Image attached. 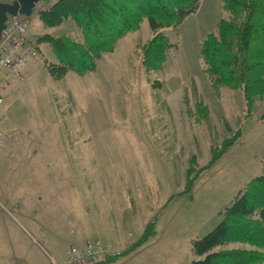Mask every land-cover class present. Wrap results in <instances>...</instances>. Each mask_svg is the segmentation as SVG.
Masks as SVG:
<instances>
[{
  "label": "rangeland",
  "instance_id": "374dc122",
  "mask_svg": "<svg viewBox=\"0 0 264 264\" xmlns=\"http://www.w3.org/2000/svg\"><path fill=\"white\" fill-rule=\"evenodd\" d=\"M57 1L39 0L20 16L24 52L33 55L0 92V264L62 263L88 240L109 253L87 264L112 256L119 258L104 264H191L193 240L264 174V97L248 112L242 91L217 93L204 71L202 42L227 16L222 0H202L178 28L163 30L174 46L159 71L143 66L153 36L144 22L95 72L55 80L46 67L55 57L39 38L82 39L72 20L49 27L40 18ZM193 166L199 172L190 177ZM152 220L157 235L124 256Z\"/></svg>",
  "mask_w": 264,
  "mask_h": 264
},
{
  "label": "trees",
  "instance_id": "16d2710c",
  "mask_svg": "<svg viewBox=\"0 0 264 264\" xmlns=\"http://www.w3.org/2000/svg\"><path fill=\"white\" fill-rule=\"evenodd\" d=\"M201 3L202 0H59L42 11L40 18L49 27L72 20L82 39L68 34L41 36L39 41L47 44L55 57V61L46 63L48 73L61 80L69 73L95 72L99 59L113 53L120 41L144 22L149 24L153 36L143 48V66L147 71H159L174 46L163 30L178 28L199 10ZM222 9L227 16L220 19L215 31L202 42L204 71L217 93L223 87L242 91L247 111L253 112L257 100L264 97V0H222ZM199 108L201 113L207 111L205 106ZM241 135L242 131L237 130L226 139L210 166ZM196 168L191 167L190 177L192 172H199ZM196 179L187 181L188 188H192ZM221 215L214 229L193 240V253L198 258L191 264H263L264 174L248 182ZM156 235L152 220L123 255L133 253ZM231 244L245 246L225 248ZM118 258L108 257L99 264Z\"/></svg>",
  "mask_w": 264,
  "mask_h": 264
},
{
  "label": "built area",
  "instance_id": "2783aa9c",
  "mask_svg": "<svg viewBox=\"0 0 264 264\" xmlns=\"http://www.w3.org/2000/svg\"><path fill=\"white\" fill-rule=\"evenodd\" d=\"M26 33V24L20 16H10L0 39V74L3 70L9 71L5 76L6 79H0V92L10 83V76H21L20 72L29 54L24 52ZM31 54L33 55V52ZM0 99L2 100L1 96ZM108 253L107 247L101 240H88L83 246H72L65 261L55 264H85L93 260L97 261Z\"/></svg>",
  "mask_w": 264,
  "mask_h": 264
},
{
  "label": "water",
  "instance_id": "95a60500",
  "mask_svg": "<svg viewBox=\"0 0 264 264\" xmlns=\"http://www.w3.org/2000/svg\"><path fill=\"white\" fill-rule=\"evenodd\" d=\"M39 0H14L13 2L0 1V39L10 16H30Z\"/></svg>",
  "mask_w": 264,
  "mask_h": 264
},
{
  "label": "crops",
  "instance_id": "0c3cea01",
  "mask_svg": "<svg viewBox=\"0 0 264 264\" xmlns=\"http://www.w3.org/2000/svg\"><path fill=\"white\" fill-rule=\"evenodd\" d=\"M0 79H1V77H0ZM20 175H23L22 173L20 174ZM45 196H46V188H44V190H43V198H44V202H45ZM88 232H90V230H87ZM87 231H85V233L87 234L88 232ZM91 233V232H90ZM105 242V244L107 245V246H112L110 243H108V239L106 238V239H103ZM87 242V241H86ZM86 242H84V244L86 243ZM83 244V245H84ZM82 245V244H81ZM57 261L56 260H52V264H55ZM87 264V263H86Z\"/></svg>",
  "mask_w": 264,
  "mask_h": 264
}]
</instances>
